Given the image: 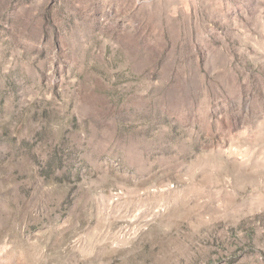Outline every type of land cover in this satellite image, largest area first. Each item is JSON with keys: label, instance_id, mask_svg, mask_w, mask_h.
<instances>
[{"label": "rangeland", "instance_id": "rangeland-1", "mask_svg": "<svg viewBox=\"0 0 264 264\" xmlns=\"http://www.w3.org/2000/svg\"><path fill=\"white\" fill-rule=\"evenodd\" d=\"M0 264H264V0H0Z\"/></svg>", "mask_w": 264, "mask_h": 264}]
</instances>
